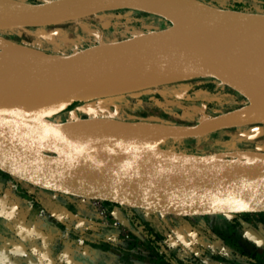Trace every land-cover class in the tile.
<instances>
[{"label": "water", "instance_id": "obj_1", "mask_svg": "<svg viewBox=\"0 0 264 264\" xmlns=\"http://www.w3.org/2000/svg\"><path fill=\"white\" fill-rule=\"evenodd\" d=\"M177 1L17 2L13 12L0 16V30L44 27L109 8L139 10L170 23L168 27L133 37L77 46L62 53H46L47 62L27 91L11 89L0 80V169L42 189L162 214L231 215L259 210L246 208L241 201L259 203L264 194V154L246 159L218 157L219 167L197 171L180 188L166 180L167 172L155 174V180L149 179L142 169L128 165L125 157L66 141L51 129L57 125L55 117L77 103L72 94L78 84L87 82L97 69L135 60L150 49L189 63L205 72V78L225 85L246 99L239 107L184 124L143 123L148 133L138 141L150 151H157L163 141L201 137L235 125L264 124V83L256 75L247 73L237 59L225 54L215 42L198 38L190 27L197 23L229 39H238L247 32L264 31V13L204 3H198L196 9H178L174 5ZM8 163H22L34 173H44L45 183L38 184L11 172L5 166Z\"/></svg>", "mask_w": 264, "mask_h": 264}, {"label": "rangeland", "instance_id": "obj_2", "mask_svg": "<svg viewBox=\"0 0 264 264\" xmlns=\"http://www.w3.org/2000/svg\"><path fill=\"white\" fill-rule=\"evenodd\" d=\"M195 1L264 13V0ZM68 21L40 27L50 34L63 32V38L71 44L62 51L133 37L170 25L159 16L120 8ZM35 28L38 27L0 30V50L8 43L28 46L27 34L36 31ZM62 51L49 49L44 53ZM177 83L96 96L87 102L95 103L100 117L139 124H184L246 102L243 96L214 80L192 78ZM179 103H192L199 107V113L183 118ZM81 104L77 101L69 108ZM55 119L66 121L70 116L64 111ZM227 128L209 136L163 141L157 149L177 152L192 148L193 153L240 159L264 154V125ZM78 200L34 186L0 169V259L7 264H19L20 260L24 264H171L169 257L176 264H264V209L254 210L234 224L232 215L177 216L119 205L112 210L111 205L100 200L92 203ZM160 225L167 231L158 244L167 256L154 247L144 232V227L161 231Z\"/></svg>", "mask_w": 264, "mask_h": 264}, {"label": "bare ground", "instance_id": "obj_3", "mask_svg": "<svg viewBox=\"0 0 264 264\" xmlns=\"http://www.w3.org/2000/svg\"><path fill=\"white\" fill-rule=\"evenodd\" d=\"M16 3L15 0H0V16L13 12ZM174 5L178 9H196L199 6L195 0H178ZM225 15L235 17L231 14ZM190 27L198 38L215 42L225 54L237 59L247 73L256 75L264 83V31H251L243 38L229 39L211 27L204 28L197 23H192ZM35 30L27 34L30 41L28 46L8 43L0 50V80L3 79L11 89L27 91L35 83L40 68L47 62L44 51H62L71 44L62 35L48 34L39 27ZM258 49L261 50L260 53ZM206 75L185 61L173 60L150 49L135 60L97 69L87 82L78 84L72 95L82 104L67 109L70 119L57 120V125H53L51 129L57 137L66 141L93 146L106 153L125 157L127 164L142 169L149 179L155 180V174L167 172L166 180L183 188L197 171L208 168L215 170L219 167L220 163L216 160L218 156L200 158L187 152H178L180 154L177 156L162 149L150 151L140 143L141 140L138 141L146 138L148 130L144 127L145 124L128 125L122 121L100 117L97 115L99 109L95 107V103H88L87 100L192 78H205ZM178 106L183 118L194 117L200 110L192 103H179ZM5 166L32 182L45 183L44 173H34L22 163H8ZM259 201L253 203L243 199L241 204L249 209L264 208V194Z\"/></svg>", "mask_w": 264, "mask_h": 264}, {"label": "trees", "instance_id": "obj_4", "mask_svg": "<svg viewBox=\"0 0 264 264\" xmlns=\"http://www.w3.org/2000/svg\"><path fill=\"white\" fill-rule=\"evenodd\" d=\"M178 83L177 82H174L172 83V86H176ZM233 129V128H232ZM227 130H230L229 128H227ZM209 136V135H208ZM186 140H188L187 138H185ZM189 147V146H187ZM192 150V148H187V150H182V151H177V152H190ZM103 203L107 206L109 205H117V204H114V203H111V202H108V201H103ZM247 214L249 213H243V214H231L232 215V222L234 224H238V222L242 219H244V217L242 218V216H246ZM246 218V217H245ZM159 220V219H158ZM160 221V220H159ZM160 224V223H159ZM145 225V224H143ZM160 228H161V231H154L153 229L151 228H146L144 227V232L148 238V240L154 245L155 248H157L158 250L161 251V254L164 255V256H167L165 255L162 250H161V246L158 244V239L162 238L164 235V233L167 231L166 228L162 225H160ZM168 261L171 263V264H176L175 262L171 261V259L168 257L167 258Z\"/></svg>", "mask_w": 264, "mask_h": 264}, {"label": "crops", "instance_id": "obj_5", "mask_svg": "<svg viewBox=\"0 0 264 264\" xmlns=\"http://www.w3.org/2000/svg\"><path fill=\"white\" fill-rule=\"evenodd\" d=\"M72 20V19H71ZM66 23V22H69L68 20H66V21H62V22H58V23H54V24H51V25H48V26H54V25H59V23ZM45 27V26H44ZM40 28V27H39ZM42 28V27H41ZM65 28H70L69 26H67V27H65ZM57 34H55V35H62L63 34V32L61 31V30H59V32H56ZM48 34H50V33H48ZM66 51V50H65ZM62 52H64V51H62ZM62 52H60V53H62ZM67 111V110H66ZM69 196V195H68ZM73 198L75 199V200H78L79 199V197H74L73 196ZM93 200H95V199H82V198H80V201L79 202H83V201H85V202H94ZM96 202V201H95ZM102 202V201H101ZM72 203H74V202H72ZM115 208H117V205H112V207H111V209L112 210H115ZM261 210H263V209H261Z\"/></svg>", "mask_w": 264, "mask_h": 264}, {"label": "flooded vegetation", "instance_id": "obj_6", "mask_svg": "<svg viewBox=\"0 0 264 264\" xmlns=\"http://www.w3.org/2000/svg\"><path fill=\"white\" fill-rule=\"evenodd\" d=\"M245 213H252V211H251V212H245ZM245 213H244V214H245ZM239 214H243V213H239ZM18 263H19V264H24V262H22L21 260L18 261ZM0 264H7V263L3 262L2 259H0Z\"/></svg>", "mask_w": 264, "mask_h": 264}]
</instances>
